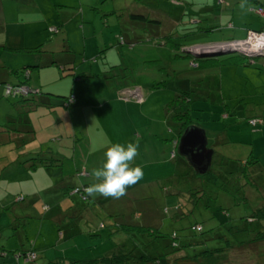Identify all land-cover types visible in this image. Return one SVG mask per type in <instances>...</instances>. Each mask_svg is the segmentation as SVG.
Wrapping results in <instances>:
<instances>
[{"label": "rangeland", "instance_id": "obj_1", "mask_svg": "<svg viewBox=\"0 0 264 264\" xmlns=\"http://www.w3.org/2000/svg\"><path fill=\"white\" fill-rule=\"evenodd\" d=\"M229 1L236 5L235 0ZM243 1L246 5L236 7L232 13L223 10L226 7L223 0H109L105 6L117 4L125 8L121 17L113 13L112 8H102L104 12L95 13V18L91 17L93 11L86 12L85 18L78 12L63 25L65 35L45 31L52 36L51 42L55 45L50 46V54L43 57L44 53H40V57L55 54L57 62L40 68L28 66L31 74L28 83L31 88L52 87L56 91L53 92L55 98L64 103L53 109L39 107L9 117L8 104L13 98L6 97L4 88L0 87V128L4 129L0 131V163L11 161L18 151L53 157L47 165L41 163L22 172L16 169L17 161L13 160L1 173L0 207L4 205L6 209L0 208V216H3L0 246L6 250L0 254V264H53L50 261L61 258L99 256L100 250L117 244L110 239L117 234L109 233L112 246L104 243L86 246L88 235H85L92 226L98 225V219L111 216L110 212H116L115 216L123 223L162 225L163 231L174 230L184 238L183 235L192 233L190 224L195 221L210 227L211 210H219L216 204L225 207L229 219H237L264 203V124L251 127L248 123L251 116L264 113V67L260 66L264 56L256 57L257 64L251 65L245 64L235 52L220 54L214 56L213 62L220 67L213 66L201 73V69L190 67L191 57L178 53L177 44L202 42L210 39L209 36L175 40L183 38L180 37L182 28L196 29L202 25L192 26V18L201 19L206 28L219 26L222 30L213 27L212 35L216 38L235 35L226 28L229 20L241 27L264 25V15L250 11L251 4L264 6V0ZM132 7L151 17H160L161 23L131 17L128 10ZM170 31L176 37L168 36ZM64 37L67 46L61 48L58 43ZM16 44V40H12L11 44L0 46L2 61L10 59V64L16 65L33 54L24 51L27 46L15 48ZM215 45L218 43L192 47ZM63 65L73 69L62 71ZM24 75L21 71L17 75L12 73L11 81L24 79ZM180 90H190L193 95L192 125H201L208 131L216 127L220 131L225 123H230L227 135L231 138L226 137L228 143L217 149L233 161L223 160L219 170L228 169L241 160L249 161L253 155L259 158L257 164L247 163V166L251 175H257L262 182V193L257 187L246 185L241 196V193L227 192L218 185L206 183L207 192L201 204L187 218L173 219L174 204L181 203L178 214L186 212L190 208L188 192L201 181L190 176L193 167L181 156L178 147L173 146L171 133L178 135L177 125L172 119L167 121L166 109ZM227 112L229 118H222ZM221 119L225 123L220 122ZM21 120L26 122L23 127ZM32 133L33 139L28 140ZM117 142L139 143V155L133 166L143 168V179L129 187L122 198L97 196L92 199L84 192L95 182L92 170L102 165L107 147ZM174 150L176 156L171 158L170 151ZM84 171L85 174H80ZM176 184L179 190H184L182 194L175 192ZM82 185L87 186L81 192H69V188ZM205 203L210 209L203 206ZM8 216H13L14 221ZM216 216L220 220L227 218L221 211ZM92 217H97V222ZM110 226L101 228L102 234H107ZM137 239L140 235L132 234L126 245L133 248V241ZM32 248L37 252L35 261L19 255L18 262L17 255L11 252H28ZM140 251L141 248L137 250Z\"/></svg>", "mask_w": 264, "mask_h": 264}, {"label": "trees", "instance_id": "obj_2", "mask_svg": "<svg viewBox=\"0 0 264 264\" xmlns=\"http://www.w3.org/2000/svg\"><path fill=\"white\" fill-rule=\"evenodd\" d=\"M236 5H231L229 0H223L224 4L226 5L225 9L227 11H231L232 13L235 12L236 7H242L246 5L243 0H235ZM251 1V0H247ZM257 1V0H256ZM221 2V1H219ZM250 11L258 13L259 15H264V6L260 3L258 6L250 5ZM131 17L143 21H152L154 23H161L162 19L160 17H151L150 15H146L144 12H131ZM232 16V15H230ZM200 20V19H199ZM197 19H191L192 23L200 22ZM230 20L227 23V27H230V30L234 29L232 24H229ZM55 27V26H50ZM216 27L217 29H221L219 26H212V28L204 27L202 31H209L208 35L210 39L207 41L202 42H193V43H186L183 41L182 43L177 44L179 48H177L178 53L182 55H186L191 57V68H197L199 66H203V63L209 59H214V56L209 57H195L191 53L184 51V48H188L195 45H201L203 43L211 44V43H220V42H227L233 40H241L247 36L248 31H264V25L252 24V25H245L244 28V35L242 37H235L233 35L229 37H214L212 34ZM57 29L56 33L60 31V28L55 27ZM197 29V28H196ZM193 31V30H192ZM199 32L201 30H198ZM191 32V31H190ZM197 32V31H196ZM62 33H64L62 31ZM188 34V33H186ZM186 34L181 35L180 32V39H175L180 42L181 39H188L187 36H190L189 33L187 36ZM65 35V33H64ZM167 36V35H165ZM164 36V37H165ZM168 36L176 37L173 32H169ZM185 37V38H184ZM66 37H64V40ZM171 39V38H167ZM192 39V38H191ZM166 40V39H165ZM173 40V39H171ZM47 41H44L42 44L33 47V48H24V51L39 53L44 51V45ZM237 53L240 58L244 59L245 64L255 65L256 57L259 56H248L244 52L237 50L231 51ZM225 62H229V60H225ZM56 63L54 58H51L48 61H44V63H38L28 66L40 67V66H47ZM66 66V65H65ZM68 67V66H66ZM64 65L61 67V70L64 71L66 69H73L71 66L66 68ZM220 67V66H219ZM17 70L14 73H18ZM22 72L27 73V66L23 68ZM67 74H74L75 78L79 76L73 72H68ZM28 76V74H27ZM24 84V83H23ZM4 93L8 86H11L10 83H4ZM22 83L14 84L13 86H20ZM52 92L50 90H42L36 88H30L29 92L27 93H20L16 96H12V94H6L8 98H18L17 102L25 103V109L16 111L12 113L10 117L16 115H22L31 111L38 106H44L48 108H54L64 102L59 99H50L49 95ZM59 97V95H56ZM127 98V97H125ZM192 98L190 97V92L185 90H180L176 93L174 100L166 109V115H168V121L172 119L177 125V140L182 136L185 129L193 124L192 120ZM253 118H249L248 123L251 127H256V125L263 124L262 118L257 116H251ZM256 120V124L252 125L251 120ZM23 125L26 123L25 121L21 120L20 122ZM229 123L224 124V129L218 131V136H224V138L214 139L213 143L210 145L214 149V155L212 158L211 165L208 167L207 171L203 174L198 173L194 168L192 170L190 176L195 177L197 179H201L200 182L191 186L188 192L187 201L190 204V208L187 209L186 212L182 211L179 214L178 210H180V202L174 204V210H176L173 216V219H183L187 218L189 213H191L196 206L201 204L202 199L206 196L207 190L205 189L204 184H214L218 185L220 188H224L227 192H233L236 194H240L242 196V191L245 189L246 185H251L256 189L258 192L262 190V182L257 179V175H251L250 166H247V163L257 164L259 158L257 156H252L249 158V161L243 162L242 160L239 163L232 164V167L226 168L225 170H219V167L223 165V160L227 159L229 163L233 161L232 157L223 155L218 149L220 146L225 147L228 143L227 129L229 128ZM230 136V135H229ZM33 133L30 135L28 140L33 139ZM215 137V138H216ZM218 148V149H217ZM173 152V154H172ZM171 152V158L176 156V151ZM37 153L30 154L26 159L22 162L27 168H34L38 165H47L53 160V157H46L43 155L37 156ZM182 156V155H181ZM183 157V156H182ZM186 161V160H185ZM187 162V161H186ZM188 163V162H187ZM239 165V168H235ZM191 166V165H190ZM235 168V169H234ZM192 169V168H191ZM256 173V172H255ZM81 174V173H80ZM260 182V183H259ZM87 185L82 186H75L73 189L69 188V192H81V190L86 187ZM178 185L176 184V193L182 194V191L179 190ZM78 189L77 191H75ZM188 190V189H187ZM245 198V196H243ZM203 206L207 209L211 207L206 203ZM216 209L219 210H211L209 217V221L212 222L209 228H206L205 223L200 221H195L191 223L190 227L192 233L189 235H183L184 238H181L174 230L171 232L163 231L162 225L160 227H156L154 225H145L140 223H116L114 224V229L110 230V235L116 233H126V238L120 244H117L118 247L124 248L123 252L112 251L109 255H104L101 257H95L88 260L77 261L74 260L73 263H81V264H264V203H261L260 206L255 207L249 214H245L240 216L237 219H229L228 211L222 205L216 204ZM165 211L168 212V208H165ZM221 211L227 218H223L220 220L216 213ZM142 213V212H141ZM143 215V214H142ZM176 216V217H175ZM104 225V223H102ZM140 235V239L133 241V248H129L126 245L128 240H131L132 234ZM142 235V237H141ZM129 248V249H127ZM141 248L140 252H137L138 249ZM5 249L3 246H0V254L4 252ZM15 255H23L27 257V254L30 252L35 253L34 261L37 259V252L32 248L28 252L22 250H14L11 251ZM61 258L57 260L58 262L63 260Z\"/></svg>", "mask_w": 264, "mask_h": 264}, {"label": "crops", "instance_id": "obj_3", "mask_svg": "<svg viewBox=\"0 0 264 264\" xmlns=\"http://www.w3.org/2000/svg\"><path fill=\"white\" fill-rule=\"evenodd\" d=\"M108 1L109 0H0V46H3V47L7 46L8 44H11L12 40H16L17 47H15V48H18L22 45L27 46L26 48H33V47H36V46L42 44L44 41H47V43L43 46L44 51L39 52V53H33L29 56L27 55L25 57V59H26L25 61L23 60L16 65H11L9 62L10 59H6V60L2 61L0 58V87L4 88L3 84L7 82V83H10L11 86H13L14 84L22 83V85H24V86L26 85V87L31 88L30 84L28 83V80L31 78V74H30L28 69H27V73L24 72V74H25L24 79L19 78L17 81H11L12 73H14L16 71V69L21 70V72H22L24 67L27 66V68H29L28 65L44 63V61L46 62V61L50 60L51 58H54L57 62V58L55 57L56 56L55 54L51 55L48 58L43 59L45 54H50L52 52V49L50 46L55 45L51 42L52 36L49 34H57L59 32L65 31V29L63 28V25L65 24L67 19L77 15L78 12L81 13L83 15V17L85 18L86 12L93 11V14L91 17L95 18V15H96L95 13H97V12L103 13L104 12L102 10V8H112V12L117 13L121 17L123 14L122 12L125 11V8H121V7L117 6V4H111V6H105V5H108L107 4ZM136 1H139V0H136ZM74 9L78 10V11L75 12ZM128 12L129 13H131V12H144L145 13V11H142L141 9H136L133 7L131 9H129ZM120 20H121V18H118V21H120ZM197 20H199V19H197ZM199 21L200 22H198L197 25L202 24V25H200V27H198L197 29H195L194 27H191V28L184 27L181 29L182 30L181 35L186 34V33H188V34L191 33L190 36H187L188 34H186V36H187L186 38H188V39L205 36V35L199 34L198 30L202 31V30H204V27H205L203 25L204 22L201 19ZM192 24H196V23H192ZM229 24H232V23L230 22ZM50 26L58 27V28H60V31L57 33H51L47 29ZM232 27H234V29H232V31L235 34L233 36L242 37L244 35V31L242 29L244 27L235 26L234 24H232ZM226 28L228 29V27H226ZM229 29H230V27H229ZM220 30H222V29H220ZM45 31H47L49 34H47ZM63 34L64 33H62V35ZM202 40H204V39H202ZM180 42H181V40H180ZM203 44H205V43H203ZM207 44H209V43H207ZM58 45H60L61 48H62V45L64 47L67 46V40H64V38H63V41L61 43H58ZM40 53L41 54L44 53L43 57H40ZM0 56H1V49H0ZM58 62H61V61H58ZM213 62H214V59H209L203 63V66L201 64V66H199L195 69H201L200 72L205 73L206 71L208 72L211 68H214V67L219 68V66H216V64ZM255 64H257V61ZM47 66H49V65H47ZM260 66L264 67V63L261 64ZM40 67H45V66H40ZM40 67H37V68H40ZM20 68H22V69H20ZM19 72L20 71H18L17 74H19ZM27 74H28V76H27ZM36 89H39L40 91L50 90V92H52V94L49 95V98L50 99H56L55 96L53 95L54 94L53 92H56V91L52 87L36 88ZM189 92L191 93L190 90H189ZM12 96H16V95L12 94ZM192 96L193 95L190 94L191 98H192ZM198 98L203 99L202 96H199ZM17 99L18 98L13 97V99H12L13 101L12 102L9 101L8 107L10 105L11 109H8L7 116L10 117L12 113H15L16 111L20 112L21 110L23 111V109H25V106H24L25 103H23V105H22V103L17 102ZM67 99H69V98H67ZM67 99H66V101H67ZM65 104H66V102H65ZM60 105H62V104H60ZM39 107H44V106H38L37 108H39ZM262 107L264 108V105ZM37 108H34L31 111H33ZM51 109H53V108H51ZM229 115L230 114L228 112L223 113L222 118L228 119ZM256 116L259 118H262V120L264 121V113H261V115H256ZM250 118H253V117H250ZM220 122L225 123V120L221 119ZM263 124H264V122H263ZM229 125H230V123H229ZM259 125H256V126H259ZM197 126H199V125H197ZM199 127L204 129L206 136H207V141H208L207 145L210 146L213 143L212 141H214V139H216L213 135L218 132V129L215 127V129H209V131H208L207 128L201 127V125ZM3 130L4 129L0 128V131H3ZM208 134L210 136H208ZM171 135H172L173 146H175V142H177L179 140L176 139L177 136H174L172 133H171ZM228 138H231V137L228 136ZM171 152L172 151H170V154H171ZM17 154L18 155H16V157L14 155V158L11 161H9V162L4 161V163H0V179L2 178L1 173L5 172L6 166L9 165L13 160L17 161V164L15 167L19 172L30 169V168H27L22 162L24 159H26L29 156V155H27L28 153L18 151ZM213 155H214V153H213ZM0 208L6 209V207H4V205L1 206ZM109 215H111V216L105 217L104 218L105 220H99L97 217H92V219H94L95 222H97V219H98L99 223L97 226H92V228H95V231H92L91 230L92 228H90L89 229L90 233H86L85 236L87 237V235H88V237H89V238L88 237L86 238V244H87L86 246H92L95 243L96 244L104 243V244H107L108 246L109 245L112 246L113 242L110 239L116 240L117 244H120L121 242H123L125 240L127 234L123 233V232L116 233L117 235L113 234L114 236L111 237L110 239H109V232L110 231L107 232V234H105V235L102 234L101 228H104L106 226L111 225L110 226L111 228H109L108 230H112L115 227L114 226L115 222L116 223L122 222V220H120L118 218V216H115V215H118L116 212H110ZM2 217L3 216H0V219H2ZM15 217H18V216H15ZM8 218L10 220L14 221L13 216H8ZM102 223H104V225ZM135 223H137V222H135ZM1 225H3V224H1ZM145 225H148V224H145ZM151 225H153V224H151ZM81 234H82V232H81ZM113 244L114 245L112 247L116 248L117 252L124 251V248H118L117 244H115V243H113ZM75 246L83 248L84 245H82V246L75 245ZM112 247L106 248L105 250H100L99 256L98 255H92L90 258H87V259H71V260H68V257H67L66 259L61 260V262L60 261L59 262L58 261H55V262L50 261V263H53V264H57V263L81 264L80 262L79 263H73V261L74 260L82 261V260H88V259L95 258V257H101L104 255H109L112 253V251H115L114 249H112ZM17 260L19 262V260H20L19 255H17Z\"/></svg>", "mask_w": 264, "mask_h": 264}, {"label": "clouds", "instance_id": "obj_4", "mask_svg": "<svg viewBox=\"0 0 264 264\" xmlns=\"http://www.w3.org/2000/svg\"><path fill=\"white\" fill-rule=\"evenodd\" d=\"M178 142L175 143L176 147ZM138 155V142H128L126 145L117 142L107 147L102 165L92 170L95 182L88 185L84 192L92 199L97 196L105 199L125 196L127 189L136 185L144 176L141 166H133Z\"/></svg>", "mask_w": 264, "mask_h": 264}, {"label": "water", "instance_id": "obj_5", "mask_svg": "<svg viewBox=\"0 0 264 264\" xmlns=\"http://www.w3.org/2000/svg\"><path fill=\"white\" fill-rule=\"evenodd\" d=\"M195 57H209L220 54L237 51L236 48H218L208 47H188L184 48ZM264 56V55H261ZM207 136L204 129L196 125L188 126L179 138L178 151L185 156L189 164L198 172L205 173L211 165L214 150L208 147Z\"/></svg>", "mask_w": 264, "mask_h": 264}, {"label": "built area", "instance_id": "obj_6", "mask_svg": "<svg viewBox=\"0 0 264 264\" xmlns=\"http://www.w3.org/2000/svg\"><path fill=\"white\" fill-rule=\"evenodd\" d=\"M52 31H57L55 27L50 28ZM213 44V43H211ZM206 45V44H202ZM199 46V45H196ZM218 48L223 47H231L236 48L237 50H240L244 52L248 56H261L264 55V31H248L247 36L244 39L241 40H233V41H227V42H220L218 45H215ZM192 47V46H191ZM30 88L26 87V85H20V86H8L5 93L6 94H13L18 95L20 93H27L29 92ZM139 97V96H138ZM252 125L256 124V120L250 121ZM176 143V142H175ZM173 154V152H172ZM81 174H85L84 172H81ZM76 189L75 191H77ZM85 197V196H84ZM35 253L30 252L27 254L26 260H34Z\"/></svg>", "mask_w": 264, "mask_h": 264}, {"label": "flooded vegetation", "instance_id": "obj_7", "mask_svg": "<svg viewBox=\"0 0 264 264\" xmlns=\"http://www.w3.org/2000/svg\"><path fill=\"white\" fill-rule=\"evenodd\" d=\"M208 147H210V146H208Z\"/></svg>", "mask_w": 264, "mask_h": 264}]
</instances>
